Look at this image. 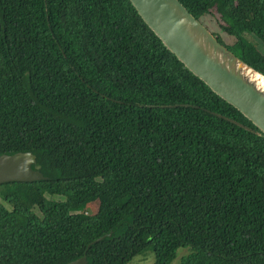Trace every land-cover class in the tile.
I'll return each mask as SVG.
<instances>
[{
	"label": "trees",
	"instance_id": "1",
	"mask_svg": "<svg viewBox=\"0 0 264 264\" xmlns=\"http://www.w3.org/2000/svg\"><path fill=\"white\" fill-rule=\"evenodd\" d=\"M178 1L264 75V0ZM15 152L42 178L0 184V264H169L179 247L176 264H264V134L128 0H0V154Z\"/></svg>",
	"mask_w": 264,
	"mask_h": 264
},
{
	"label": "water",
	"instance_id": "2",
	"mask_svg": "<svg viewBox=\"0 0 264 264\" xmlns=\"http://www.w3.org/2000/svg\"><path fill=\"white\" fill-rule=\"evenodd\" d=\"M128 1L166 50L264 134V89L259 84L264 81V75L261 72L217 41L178 0ZM40 178L42 175L30 152L0 154V184ZM85 263L82 255L64 264Z\"/></svg>",
	"mask_w": 264,
	"mask_h": 264
},
{
	"label": "rangeland",
	"instance_id": "3",
	"mask_svg": "<svg viewBox=\"0 0 264 264\" xmlns=\"http://www.w3.org/2000/svg\"><path fill=\"white\" fill-rule=\"evenodd\" d=\"M199 21L211 32L214 36L217 35L218 39L223 43H231L232 37L223 33L215 19L210 15H204L199 18ZM250 38V37H249ZM55 198H58L55 197ZM94 208H91L90 212H93ZM188 252L187 247H179L175 252L174 258L171 260L169 264H176L179 261V258ZM153 261L152 253H148L146 256L135 255L133 256L127 263L125 264H151Z\"/></svg>",
	"mask_w": 264,
	"mask_h": 264
},
{
	"label": "bare ground",
	"instance_id": "4",
	"mask_svg": "<svg viewBox=\"0 0 264 264\" xmlns=\"http://www.w3.org/2000/svg\"><path fill=\"white\" fill-rule=\"evenodd\" d=\"M259 84L262 85V87H263V89H264V81L261 80V81L259 82Z\"/></svg>",
	"mask_w": 264,
	"mask_h": 264
}]
</instances>
